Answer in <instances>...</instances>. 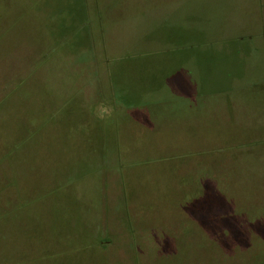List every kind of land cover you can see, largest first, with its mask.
Here are the masks:
<instances>
[{"label":"rangeland","instance_id":"obj_1","mask_svg":"<svg viewBox=\"0 0 264 264\" xmlns=\"http://www.w3.org/2000/svg\"><path fill=\"white\" fill-rule=\"evenodd\" d=\"M0 264H264V0H0Z\"/></svg>","mask_w":264,"mask_h":264},{"label":"clouds","instance_id":"obj_2","mask_svg":"<svg viewBox=\"0 0 264 264\" xmlns=\"http://www.w3.org/2000/svg\"><path fill=\"white\" fill-rule=\"evenodd\" d=\"M112 106L106 103H98L95 109V115L98 119H105L112 115Z\"/></svg>","mask_w":264,"mask_h":264}]
</instances>
